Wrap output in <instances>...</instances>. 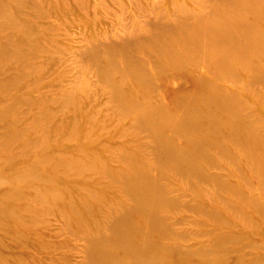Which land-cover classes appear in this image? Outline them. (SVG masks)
Returning <instances> with one entry per match:
<instances>
[{
    "label": "rangeland",
    "instance_id": "rangeland-1",
    "mask_svg": "<svg viewBox=\"0 0 264 264\" xmlns=\"http://www.w3.org/2000/svg\"><path fill=\"white\" fill-rule=\"evenodd\" d=\"M0 22V264H264V0Z\"/></svg>",
    "mask_w": 264,
    "mask_h": 264
},
{
    "label": "bare ground",
    "instance_id": "bare-ground-1",
    "mask_svg": "<svg viewBox=\"0 0 264 264\" xmlns=\"http://www.w3.org/2000/svg\"><path fill=\"white\" fill-rule=\"evenodd\" d=\"M11 23H12V21L11 22H9V25H11ZM8 24H6V23H3V22H0V27H2V29H4V30H6L7 28H10V26H9ZM20 27V26H19ZM21 28L22 27H20V30H21ZM24 29V28H23ZM151 38V35H148V36H141V40L143 39V41H145V40H147V39H150ZM262 43V42H261ZM263 47V46H262ZM244 49V48H243ZM238 50V49H237ZM241 51V50H240ZM244 53V52H243ZM263 53V52H262ZM238 54V53H237ZM244 55V54H243ZM190 60V59H189ZM229 63H231V62H229ZM226 65V64H225ZM224 65V66H225ZM176 67H178V66H176ZM179 68V67H178ZM233 76V75H232ZM217 87H219V86H217ZM218 90V89H217ZM211 91V90H210ZM213 99V98H212ZM197 115V114H196ZM194 117H196V116H194ZM150 122V121H149ZM147 225V224H146Z\"/></svg>",
    "mask_w": 264,
    "mask_h": 264
}]
</instances>
